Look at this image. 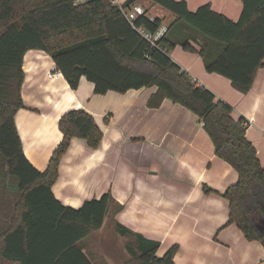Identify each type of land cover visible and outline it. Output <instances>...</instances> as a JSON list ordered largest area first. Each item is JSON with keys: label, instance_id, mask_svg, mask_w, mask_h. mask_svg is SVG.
<instances>
[{"label": "trees", "instance_id": "16d2710c", "mask_svg": "<svg viewBox=\"0 0 264 264\" xmlns=\"http://www.w3.org/2000/svg\"><path fill=\"white\" fill-rule=\"evenodd\" d=\"M140 1L126 0L123 6ZM149 1L172 15L155 44L137 28L156 32L165 18L151 20L148 9L133 25L112 0H0V264H98L85 241L103 227L113 201L108 192L73 208L52 190L72 139H85L92 149L100 146L103 132L88 111L71 109L61 116L63 139L46 170L39 171L26 157L15 116L24 107L23 64L31 49L49 54L72 89L83 76L97 94L155 86L149 107L170 99L196 114L216 154L239 175L223 193L229 202L228 224L264 246L258 227L264 225V166L246 136L249 121L235 119L229 103L198 85L169 55L178 45L198 52L208 72L249 92L264 67V0H242L237 21L209 3L191 11L185 0ZM118 228L135 240L127 246L131 259L126 264H175L177 244L158 256L159 241L121 224Z\"/></svg>", "mask_w": 264, "mask_h": 264}, {"label": "crops", "instance_id": "0c3cea01", "mask_svg": "<svg viewBox=\"0 0 264 264\" xmlns=\"http://www.w3.org/2000/svg\"><path fill=\"white\" fill-rule=\"evenodd\" d=\"M185 1L191 11L209 3L233 21L243 10L242 0ZM142 2L157 11L148 15L163 17V24L168 25V10L149 0ZM171 52L170 57L198 85L232 106L235 119L249 121L246 136L264 166V67L258 70L250 91L243 93L230 79L208 72L198 52L180 45ZM54 66L43 50L26 53L21 91L24 107L16 113V126L26 157L44 171L63 139L61 116L82 108L96 119L103 132L100 146L92 149L85 139H72L52 186L55 197L73 208L108 192L112 195L103 227L85 241L95 262L115 264L114 256L106 253L110 242L121 243L125 238L126 250L134 243L132 236L120 232L121 224L159 241L158 256L177 244L175 264H264L263 244L248 240L236 224H228L229 202L223 193L239 175L216 154L196 114L170 99L158 108L149 107L155 86L97 94L94 83L83 76L79 87L72 89L63 75L50 78ZM205 187L211 191L206 192Z\"/></svg>", "mask_w": 264, "mask_h": 264}, {"label": "built area", "instance_id": "2783aa9c", "mask_svg": "<svg viewBox=\"0 0 264 264\" xmlns=\"http://www.w3.org/2000/svg\"><path fill=\"white\" fill-rule=\"evenodd\" d=\"M113 4L118 5L124 15L126 16V18L133 24L135 25V21L140 18L143 15H146L147 13V8H145L141 3L139 2H135L133 3L131 6L129 7H124L123 4L121 2H119V0H112ZM149 16V15H148ZM154 17L156 16H149V18L151 20L154 19ZM137 28V27H135ZM167 28L168 25L162 24L159 29L156 32H150L148 30H146L143 27H139L137 28L148 40H150L152 42V44H155V42L157 40H159L162 36L165 35V33L167 32ZM62 72L61 70L57 67V65L55 64V66L49 71V76L52 79H57L60 78L62 76Z\"/></svg>", "mask_w": 264, "mask_h": 264}, {"label": "rangeland", "instance_id": "374dc122", "mask_svg": "<svg viewBox=\"0 0 264 264\" xmlns=\"http://www.w3.org/2000/svg\"><path fill=\"white\" fill-rule=\"evenodd\" d=\"M141 3L145 8H147L149 11H153L151 14L157 13L156 10L152 9L153 7L149 4H146L145 2H139ZM160 7V6H159ZM148 11V12H149ZM151 14L149 16H151ZM167 21H171L172 17L171 15H169L168 17H166ZM181 50V49H180ZM172 52L169 53V55L171 56ZM123 239L124 242H110L111 244H109L106 248V253H108L109 255H113V261L115 262V264H126L127 261L129 259H131V255L128 253V251L125 249V245L128 241H125V238H121ZM105 243V242H104ZM179 249V246H178ZM100 252H105V249H99ZM108 264V263H107Z\"/></svg>", "mask_w": 264, "mask_h": 264}, {"label": "water", "instance_id": "95a60500", "mask_svg": "<svg viewBox=\"0 0 264 264\" xmlns=\"http://www.w3.org/2000/svg\"><path fill=\"white\" fill-rule=\"evenodd\" d=\"M262 223L264 224V220H263V222H262ZM258 227H259V229L261 230V232H263V233H264V225H259Z\"/></svg>", "mask_w": 264, "mask_h": 264}]
</instances>
